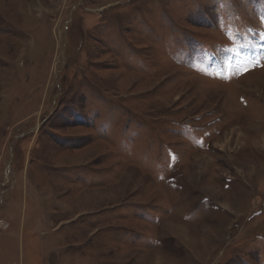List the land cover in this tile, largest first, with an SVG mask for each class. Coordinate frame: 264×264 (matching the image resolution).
Instances as JSON below:
<instances>
[{"label":"rangeland","instance_id":"1","mask_svg":"<svg viewBox=\"0 0 264 264\" xmlns=\"http://www.w3.org/2000/svg\"><path fill=\"white\" fill-rule=\"evenodd\" d=\"M0 264H264V0H0Z\"/></svg>","mask_w":264,"mask_h":264},{"label":"crops","instance_id":"2","mask_svg":"<svg viewBox=\"0 0 264 264\" xmlns=\"http://www.w3.org/2000/svg\"><path fill=\"white\" fill-rule=\"evenodd\" d=\"M180 156V155H179ZM169 190H174V189H172V188H169ZM163 191H166L165 190V187H163ZM175 197V196H174ZM173 197V198H174ZM186 203L187 202H185V201H183V202H181V201H179V202H176V203H174V204H167L166 205V207L164 206H162L161 208H159V213H157L156 215H153V216H150V215H148V216H150L151 218L153 217V218H155L157 221H159V219H161V217H160V212L162 213L163 211V209H167V211H170V210H174V209H179V207L178 206H176V205H181V206H186ZM171 207H173V208H171ZM115 208H117V210H113V209H115ZM169 208H171V209H169ZM112 209V213H115V212H119V210H120V207H114V208H111ZM169 209V210H168ZM180 210V209H179ZM104 211H110L109 209L108 210H104ZM108 213H111V212H108ZM120 213V215H122V214H126V210H123L122 212H119ZM172 215H177V216H172ZM183 215H179L178 213H176V214H171V216L170 217H172V223L174 224V222L173 221H177V220H179L178 218H180V217H182ZM178 217V218H177ZM183 217H185V216H183ZM184 219V218H183ZM101 221L102 219L101 218H98V220L97 221ZM174 225H178L177 223H175ZM186 225L187 226H189V227H192L194 224H193V220H191L190 219V222H187L186 223ZM154 241V243L153 244H155V245H153L154 246V248H155V246H156V248L158 249V248H160V249H163V246H165V243H166V239H165V241H164V243H162V242H159L158 241V239H155V240H153ZM159 243V244H158ZM162 251V250H161ZM165 252V251H164ZM166 259V258H165Z\"/></svg>","mask_w":264,"mask_h":264},{"label":"bare ground","instance_id":"3","mask_svg":"<svg viewBox=\"0 0 264 264\" xmlns=\"http://www.w3.org/2000/svg\"><path fill=\"white\" fill-rule=\"evenodd\" d=\"M223 6V5H222ZM178 230V229H177ZM180 230V229H179ZM178 232V231H177ZM177 234V233H176ZM172 260V259H171Z\"/></svg>","mask_w":264,"mask_h":264}]
</instances>
